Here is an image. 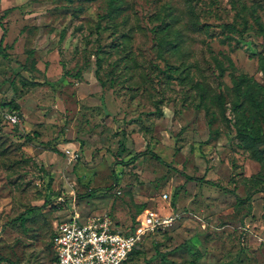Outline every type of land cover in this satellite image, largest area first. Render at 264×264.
I'll use <instances>...</instances> for the list:
<instances>
[{
  "label": "rangeland",
  "instance_id": "obj_1",
  "mask_svg": "<svg viewBox=\"0 0 264 264\" xmlns=\"http://www.w3.org/2000/svg\"><path fill=\"white\" fill-rule=\"evenodd\" d=\"M111 2L0 0V256L57 264L58 221L152 209L179 215L128 264H264V144L237 131L264 135V116L244 96L234 109L233 82L264 84V0ZM146 149L224 188L124 164Z\"/></svg>",
  "mask_w": 264,
  "mask_h": 264
},
{
  "label": "built area",
  "instance_id": "obj_2",
  "mask_svg": "<svg viewBox=\"0 0 264 264\" xmlns=\"http://www.w3.org/2000/svg\"><path fill=\"white\" fill-rule=\"evenodd\" d=\"M4 118L12 124L20 121L14 112H6ZM178 215L146 209L133 227L124 228L107 215L84 218L76 211L55 224L52 246L57 264H126L146 236L173 225Z\"/></svg>",
  "mask_w": 264,
  "mask_h": 264
},
{
  "label": "trees",
  "instance_id": "obj_3",
  "mask_svg": "<svg viewBox=\"0 0 264 264\" xmlns=\"http://www.w3.org/2000/svg\"><path fill=\"white\" fill-rule=\"evenodd\" d=\"M111 1H112L111 2V12L119 10L120 5H115L114 4V0H111ZM0 27H1V30H2V36H1V39H0V55L1 56H3V55L7 56V54L5 53V49L3 47L4 41H5V38H6V35H7V29L2 23H0ZM228 27L232 28L231 26H228ZM97 66H98L97 74L99 75V69L101 67V61L99 59L97 60ZM261 70H262V72L264 74V60L261 62ZM74 75H75V77H81L82 76L81 70H79ZM233 82H234V90H235L236 94L239 97V99L234 104V109L237 110V108L240 105L239 100H240L241 97L244 96L245 99L253 107H255L256 110L262 116H264V84H260L258 82H253L252 77H250L247 74H243V75H239V76L233 77ZM221 97H220V103L223 105V99H221ZM17 109H19L18 105H13L11 112H15L13 110H17ZM237 131H238V137L240 139V143L244 147L251 148L252 146L257 145V144H264V135H262L259 132H256L253 129V126L250 123V119H244L242 125L238 127ZM252 153L254 155H258L259 154L258 150H256V149L252 150ZM147 156H150L151 158L157 160L158 162H160V163H162L164 165H167L169 167H173L172 164L167 163L165 160H163V158L161 156H159L156 152H154V151H152L150 149H146L144 151L137 152L128 161L124 162V164L125 165H131L134 162L140 160L141 158H144V157H147ZM173 169L175 171H178L182 175H184L189 180L198 181V182H201V183H206V184H209L211 186L219 187L220 189L224 188L221 184L215 182L214 180H206L204 177L192 178V177L188 176L186 173H184V172H182V171H180V170H178V169H176L174 167H173ZM260 191H264V190H260ZM250 199H251V195L248 196L245 199L238 198V201L240 203H247L248 201H250ZM142 212H143V210H139L138 214H141ZM135 220H136V217L133 219V222L131 223V225L126 226L124 228H128L130 226L133 227L134 224H135ZM159 231H157V232H159ZM157 232H155V233H157ZM155 233H152V234H155ZM152 234H149V235H152ZM141 243H139V245L130 254L129 259H128L126 264H128V262H129L131 256L133 255V253L140 248V244ZM163 258H165V256H163ZM55 260L57 261L56 257H55ZM0 262H6V263H9V264H15L9 258H5L3 256H0Z\"/></svg>",
  "mask_w": 264,
  "mask_h": 264
}]
</instances>
